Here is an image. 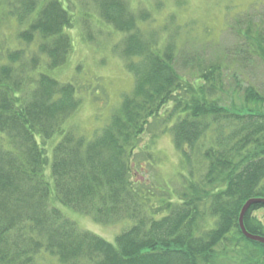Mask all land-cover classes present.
Returning a JSON list of instances; mask_svg holds the SVG:
<instances>
[{"label":"trees","instance_id":"16d2710c","mask_svg":"<svg viewBox=\"0 0 264 264\" xmlns=\"http://www.w3.org/2000/svg\"><path fill=\"white\" fill-rule=\"evenodd\" d=\"M91 11L124 35L114 52L133 86L87 135L70 124L82 103L77 86L43 68L67 63L76 16L94 18ZM235 16L226 28L243 41L236 52L264 65L263 28L252 15ZM4 18L24 29L20 47H0V264H45L42 256L55 264H264V245L239 225L246 203L264 199L263 91L243 89L236 76L229 83L223 64L198 60V77L185 81L177 31L161 47L160 34L141 32L148 15L125 0H0ZM174 22L166 19L162 34ZM153 122L179 154V188L156 189L142 173ZM64 208L102 226H130L112 244ZM262 209L252 205L245 217L260 237L264 226L252 215Z\"/></svg>","mask_w":264,"mask_h":264},{"label":"rangeland","instance_id":"374dc122","mask_svg":"<svg viewBox=\"0 0 264 264\" xmlns=\"http://www.w3.org/2000/svg\"><path fill=\"white\" fill-rule=\"evenodd\" d=\"M125 1L131 5L138 16L143 13L148 15V20L140 25L141 32L149 38L153 32L152 35L155 34L158 37L160 34L161 47L164 41L177 31L181 51L176 68L185 81L194 83L199 75L197 68L194 67L197 62L194 61L198 60L203 65L221 63L229 83L233 80L232 77L236 76L243 89L252 85L264 92V65L257 61V58H255L257 60H249L250 58L236 52L243 41L226 28L228 18L232 19L229 23L232 24L235 15L242 13L256 17L257 23L264 30V0ZM90 14L94 18H87V15L82 13L76 16L77 24L71 30L74 47L67 63L57 70L50 71L43 68L45 73L57 81L77 86L78 97L82 103L70 124L87 135H91L110 119L112 112L119 105L121 96L133 86V80L125 71L122 59L118 52H114V48L118 46L124 35L99 22L93 11ZM171 15L172 19L176 18V22L172 25V32L162 34L164 22ZM191 25H193L192 32H190ZM23 29L17 28L4 18L0 24V47H5V43L8 47H20L17 35ZM195 30L199 33H194ZM184 53L186 58L188 54L197 57H194L192 62L191 60L185 62L186 60L181 59ZM230 53L235 54V57L230 58ZM238 60L239 63L236 65ZM154 125L155 122L145 136V154L141 156L139 162L144 169L142 173L149 177L150 186H152L151 182H156V189L164 188L168 184L179 188L178 171L181 165L179 154L174 149L171 136L167 133L155 132ZM153 133L159 136L155 138V144L152 145ZM151 158L153 161L149 160ZM149 164L153 167L150 168ZM63 212L80 229L92 232L112 244L115 243L116 237L130 226L128 223H120L106 227L68 208H64ZM252 216L256 222L264 226V209L254 212ZM229 251L232 249L229 248ZM40 260L45 261V264L56 263L52 260H44V256L40 257Z\"/></svg>","mask_w":264,"mask_h":264},{"label":"water","instance_id":"95a60500","mask_svg":"<svg viewBox=\"0 0 264 264\" xmlns=\"http://www.w3.org/2000/svg\"><path fill=\"white\" fill-rule=\"evenodd\" d=\"M255 204L264 205V199H252L246 203V205L242 209V212L239 218V225H240L241 232L245 236V238H247L248 240L252 242H257V243L264 245V237L252 235L251 233L248 232L245 226V217L249 209L251 208V206Z\"/></svg>","mask_w":264,"mask_h":264}]
</instances>
